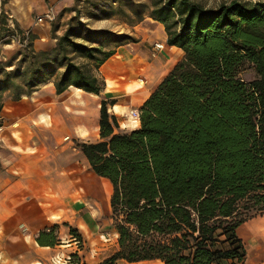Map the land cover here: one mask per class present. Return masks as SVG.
<instances>
[{"label":"trees","instance_id":"obj_1","mask_svg":"<svg viewBox=\"0 0 264 264\" xmlns=\"http://www.w3.org/2000/svg\"><path fill=\"white\" fill-rule=\"evenodd\" d=\"M79 16L55 47L37 51L36 37L8 27L2 12L0 38L29 39L0 63V115L5 94L20 101L50 82L58 95L103 93L96 72L116 50L90 39L95 32L81 36ZM149 17L184 59L141 109L138 129L116 133L115 101L104 99L100 141L76 143L113 186L118 250L101 264H244L237 230L264 212V0H155Z\"/></svg>","mask_w":264,"mask_h":264},{"label":"crops","instance_id":"obj_2","mask_svg":"<svg viewBox=\"0 0 264 264\" xmlns=\"http://www.w3.org/2000/svg\"><path fill=\"white\" fill-rule=\"evenodd\" d=\"M52 7L62 23L84 12L80 0H0V29L3 11L8 27L27 31L35 16ZM151 21L157 33L151 31V24L134 27L135 40L119 46L96 72L105 86L100 95L74 87L58 95L53 83L20 101L5 94L0 115V264H66L69 257L83 255L89 261L106 251L109 230L104 227L109 225L118 240L111 218L113 186L92 171L76 143L100 141L104 99L115 101L109 112L118 118L116 133L138 129L140 120L128 117L129 113H141L184 59L181 49L168 45L164 26ZM156 44L165 49L156 50ZM237 234L246 250L244 264H264V212L244 222ZM76 239L84 240L83 249ZM115 246L92 264L109 259L118 250Z\"/></svg>","mask_w":264,"mask_h":264},{"label":"rangeland","instance_id":"obj_3","mask_svg":"<svg viewBox=\"0 0 264 264\" xmlns=\"http://www.w3.org/2000/svg\"><path fill=\"white\" fill-rule=\"evenodd\" d=\"M155 0H83L84 2V12L82 14L77 12L79 16V23L84 24L87 29H85L86 33H81V36L89 35V32H95L91 36L90 39L97 41L101 44L106 50H116L121 45H127L128 43L124 42L125 40H118L116 39L117 36H130L133 40H135V33L137 32L134 27L139 25L151 24V31L156 32L157 30L154 27V23H152L151 18L149 17V12L151 11V3ZM203 4L206 8H217L222 3L231 2L233 0H196ZM249 1V0H246ZM76 14V15H77ZM74 15L72 18H74ZM37 16H35V21ZM71 18V19H72ZM61 19V18H60ZM58 20L55 24L51 26H43L37 27L35 26V21L33 22V26L27 30V32H31L36 39L37 51L49 50L57 44V40L61 37L66 30L69 28V24L71 19L65 21L64 23L61 20ZM89 19V21H86ZM14 28V27H11ZM65 30V31H64ZM64 31V32H63ZM151 31H149L151 33ZM0 35H4L3 32H0ZM52 39L50 41L47 38ZM46 38L45 41H40L41 38ZM18 38L13 40V37L8 38L5 36L3 39L0 38V63L1 62H8L10 61L19 51L23 49V47L18 44ZM2 42H9V44H4ZM96 46V45H95ZM14 68H10L13 70ZM51 83V82H50ZM50 83L44 84L42 86L48 85ZM103 219L109 221L110 217L104 216ZM105 223V222H103ZM112 225L114 222L112 220ZM110 225L109 227L105 226L104 229L109 230V242L107 243V247L105 248L106 251H102L96 254L95 257L90 259L89 261L86 260V256H72L71 263L72 264H92L97 263L100 259L111 254L116 248L117 245V238L114 237L110 232ZM82 249L84 248V240L78 239ZM88 247V246H87ZM108 249V250H107ZM87 251V250H86ZM87 253V252H86ZM90 257V254H88ZM118 264H130L125 261H120ZM134 264H163L160 261H152V262H142V263H134Z\"/></svg>","mask_w":264,"mask_h":264},{"label":"built area","instance_id":"obj_4","mask_svg":"<svg viewBox=\"0 0 264 264\" xmlns=\"http://www.w3.org/2000/svg\"><path fill=\"white\" fill-rule=\"evenodd\" d=\"M83 1V0H80ZM59 17L58 14L55 10V8H50L47 13H45L44 15H41L39 17H37L36 21H35V26L37 27H43V26H51L53 24H55L58 21ZM29 34H27L26 36V40H24V43H20V39L18 38V44H20L21 47H25L28 44V39H29ZM15 38L17 37H13V40H15ZM156 50L158 51H163L165 49V46L163 44H156L155 45ZM140 115L141 113L138 110H133L129 113L128 117L133 118L135 120H140ZM77 241V239H76ZM59 260V259H58ZM61 261V260H59ZM66 264H72L71 263V258L69 257Z\"/></svg>","mask_w":264,"mask_h":264}]
</instances>
